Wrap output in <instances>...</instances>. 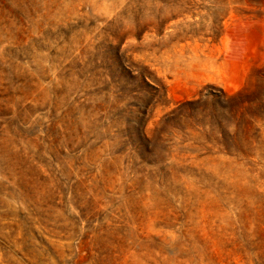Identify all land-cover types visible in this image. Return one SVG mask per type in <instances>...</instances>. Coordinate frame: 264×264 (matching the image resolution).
Masks as SVG:
<instances>
[{"label":"rangeland","instance_id":"1","mask_svg":"<svg viewBox=\"0 0 264 264\" xmlns=\"http://www.w3.org/2000/svg\"><path fill=\"white\" fill-rule=\"evenodd\" d=\"M0 264H264V0H0Z\"/></svg>","mask_w":264,"mask_h":264}]
</instances>
